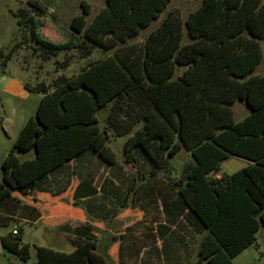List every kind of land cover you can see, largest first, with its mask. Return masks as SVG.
Instances as JSON below:
<instances>
[{
  "label": "trees",
  "instance_id": "trees-1",
  "mask_svg": "<svg viewBox=\"0 0 264 264\" xmlns=\"http://www.w3.org/2000/svg\"><path fill=\"white\" fill-rule=\"evenodd\" d=\"M171 1L106 0L89 24V8L81 1L83 13L70 27L83 36L79 47L85 49V57L95 46L115 49L114 53L89 63L74 77L61 75L51 87L38 88L42 97L36 115L24 124L2 163L0 228L25 219V214L40 218L38 208L20 203L16 195L46 194L50 176L67 168L75 177L84 156L118 167L108 145L111 130L116 137L127 136L128 159L140 157L155 172L171 175L170 160L182 149L189 152L191 161L167 188L176 196L174 205L181 203L187 210L185 226L204 235L196 264H233L256 243V233L264 227V74L253 73L263 59L264 2L203 0L185 23L179 10H171L145 42L128 44ZM30 7L14 16L42 47L43 60L75 48L73 40L60 45L44 41L39 29L45 8L36 1H30ZM184 25L187 44H182ZM14 51L15 47L5 55L0 48L3 71ZM179 66L185 69L176 77ZM237 101L251 109L240 122L234 117ZM111 102L107 127L101 129L97 112ZM31 150L33 158L18 159V152ZM230 158L245 159L249 165L231 176L212 177ZM82 188L78 186L74 200L82 197ZM141 190L146 202L153 190ZM66 191L67 186L52 196ZM172 197L168 193L163 200L166 212ZM0 242L6 252L29 260L23 228L13 229ZM97 248L93 227L86 226L72 252L40 246L35 264H107Z\"/></svg>",
  "mask_w": 264,
  "mask_h": 264
},
{
  "label": "rangeland",
  "instance_id": "rangeland-1",
  "mask_svg": "<svg viewBox=\"0 0 264 264\" xmlns=\"http://www.w3.org/2000/svg\"><path fill=\"white\" fill-rule=\"evenodd\" d=\"M30 1L39 2L45 8L40 18L41 38L55 45L73 40L75 48L59 51L50 59H42L40 56L43 53L40 50L42 47L34 43L28 27L18 25L17 18L14 16L18 10H30ZM81 1L85 2L90 11L86 16L88 24L106 5V0H0V48L7 55L15 47L12 58L4 68L5 71L18 78L23 85L28 84L33 90L39 83L50 84L49 87H51L55 79L61 75L74 77L89 63L113 55L115 49L104 50L95 46L91 49L87 47L91 55L85 57V49L79 47L83 42V36L73 34L70 25L75 16L83 13ZM202 2L203 0H172L160 17L154 20L149 27L143 29L138 36L130 39L128 44L145 42L171 10H179L183 23H185L188 16L196 11ZM183 32L182 44H187L190 38L185 25ZM16 45L19 47L16 48ZM262 46L263 59L253 75L264 74V40ZM56 61L60 66L64 64L67 67L60 68ZM2 69L0 66V79L3 78ZM184 69L183 66L177 67L176 77L181 75ZM41 97L42 95L36 91L29 93L27 98L19 97L17 117L11 116L12 107L9 102L5 105L11 117H6L0 104V120L8 122V118H12V122H19L20 133L24 126L21 122H27L31 116L36 115ZM112 104V102L109 103L97 112L101 129L107 127L105 116ZM245 104V102L237 101L233 106L236 122L242 121L247 115ZM109 133L111 138L108 145L116 154L119 166L111 171L105 165L102 167L95 162L88 161V166L85 167L94 187H102L109 192L118 187L117 192L112 193V197L106 194L102 196L99 202L103 204L102 210L96 205L100 209L96 215L90 213V208L86 205L74 201L73 194L79 181L72 174L67 178V191L59 197L37 192L17 194L16 197L20 203L38 208L42 218L37 224L17 220L8 227L0 228V237L10 233L13 229L23 228V242L30 247V257L25 262L17 255L6 252L0 242V264H35L37 261L36 248L40 246L70 253L75 248L80 231H83L86 226L93 227L98 241L96 252L105 258L107 264H196L204 235L197 233L194 229L187 231L184 234L185 240L178 243L181 247H173V254L164 252L163 244L168 242L170 245V240L179 238L174 235V229L164 220L161 211L155 210L154 214L152 208L150 211L147 210L143 201L142 195L144 194L141 189L146 187L148 180L164 178L169 175L168 172H155L148 163L137 156L128 159L129 155H126L124 151L127 136L116 137L111 130ZM17 157L20 161L33 158L34 151L18 152ZM190 161L191 158L185 154V151L173 157L170 160L172 174L168 176L167 182L178 180L183 168ZM247 165L248 163L244 160L230 158L221 166V175L231 176ZM111 185L114 186L111 187ZM133 189L137 191L134 192ZM140 197L141 201H139ZM233 264H264V227L256 233V243L241 252L233 260Z\"/></svg>",
  "mask_w": 264,
  "mask_h": 264
},
{
  "label": "crops",
  "instance_id": "crops-1",
  "mask_svg": "<svg viewBox=\"0 0 264 264\" xmlns=\"http://www.w3.org/2000/svg\"><path fill=\"white\" fill-rule=\"evenodd\" d=\"M40 30L41 29H39V34L41 35ZM2 74H3V76H2L3 78L0 79V104L3 107V110H4L6 117L10 116L6 111V105H5L6 102H9V105L12 107V109L10 111L11 116L17 117L19 115V97L27 98L29 93H31L33 91L37 92V90L40 86H47L48 87L50 85V84L46 85L44 83H39L36 88L31 90V88L29 87L28 84L23 85L21 82H19L18 78L14 77L12 74H9L7 71L2 70ZM38 94H40V93H38ZM38 105H39V103H38ZM38 105H37V108H38ZM245 105L247 107L246 111H248V112H247V115L244 117V119L248 115L251 114V109L247 106V104H245ZM233 110H234V108H233ZM234 117H235V112H234ZM25 123L26 122H21V124H23V125ZM19 130H20L19 129V122H12V118H8V122L7 121L3 122L0 120V177L2 175V163L5 160V158L7 157V155L9 154V152L11 151V149L14 145V142H15L17 136L19 135ZM182 151H185V154L189 155V152L186 149H182L180 152H182ZM235 159H240V158H235ZM241 160L246 161L249 165V162L247 160H245V159H241ZM88 161L95 162L102 167L105 165L107 168L111 169V171L115 170L117 167L108 166V165L104 164L103 161H101L100 159H98L97 157L92 156V155H86L83 158H81L75 167V170H74V173L76 174L75 177H77V179L79 181L75 191L77 190L79 185H81V184L83 185V188H82L83 195H81L82 197L77 198V199L75 198V200L77 203L80 202V203L86 205L88 208H90V213H94L96 215V212H98L100 209L102 210L101 207L103 204L99 203V202H101L100 199L103 198L102 196L104 194H106L107 196L112 197V193L117 192L118 187L113 189L111 192H109V190L107 191L106 189H103L102 187L101 188L94 187L91 180L89 179L90 176H89V174H87V169L85 167V166H88ZM223 163H222V165H223ZM83 168H85V170H83ZM82 170L84 172L81 174L80 172ZM159 173H161V172H159ZM221 173H222V171L220 170L218 173L213 174L212 177L221 178L222 177ZM69 175H70V169H67V168H65V169H63V170H61L55 174L53 173L50 176L47 183H45V190L43 193H46L49 195H54V194H57L58 192L62 191L67 186V181H68L67 178L69 177ZM168 176H166L164 178H160V179H157V178L152 179L151 178L148 180L146 187H149V188H151V190H153L152 196L154 198H152V196L149 195L150 197L145 202V205L147 207V210H149V211L152 208V210L154 211V214H155V210H160L162 217L164 216V220H166L167 224H171L170 226L174 229V235L177 236L179 239H176L173 241L170 240V245L168 244V242H167V244H163L164 252L169 253V254H173L174 251L172 250V248L173 247H176V248L181 247V246H178V243L179 244L182 243V241L185 240V237H184L185 232L190 231V230L192 231V229L190 228V226H185V224H184L185 223V217L187 215V210H184L181 203L174 205V203L175 202L177 203L178 201L176 200V196L173 194V191L170 193V190L167 188ZM113 186L114 185H111V187H113ZM75 191H74V193H75ZM168 193L171 196L173 195V197L171 198V203H173V204L170 203L169 212H166L164 209V206H163V200H165L164 198L166 196H168ZM96 205L99 206L100 209L97 208ZM169 213H171L170 217H168ZM22 217H25V219H23V218L20 219L21 221H24V223L37 224L41 220L42 215L38 219H34L30 214L29 215L25 214ZM175 231L177 233H175Z\"/></svg>",
  "mask_w": 264,
  "mask_h": 264
},
{
  "label": "built area",
  "instance_id": "built-area-1",
  "mask_svg": "<svg viewBox=\"0 0 264 264\" xmlns=\"http://www.w3.org/2000/svg\"><path fill=\"white\" fill-rule=\"evenodd\" d=\"M13 233H14V234H16V232H15V231H14Z\"/></svg>",
  "mask_w": 264,
  "mask_h": 264
}]
</instances>
